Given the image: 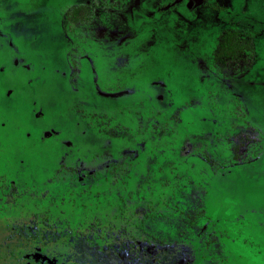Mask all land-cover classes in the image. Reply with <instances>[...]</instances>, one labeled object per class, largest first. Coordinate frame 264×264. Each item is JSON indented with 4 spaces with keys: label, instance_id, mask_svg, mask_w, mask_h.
I'll return each instance as SVG.
<instances>
[{
    "label": "rangeland",
    "instance_id": "374dc122",
    "mask_svg": "<svg viewBox=\"0 0 264 264\" xmlns=\"http://www.w3.org/2000/svg\"><path fill=\"white\" fill-rule=\"evenodd\" d=\"M169 1L0 0V264H78L67 229L264 264V0Z\"/></svg>",
    "mask_w": 264,
    "mask_h": 264
},
{
    "label": "trees",
    "instance_id": "16d2710c",
    "mask_svg": "<svg viewBox=\"0 0 264 264\" xmlns=\"http://www.w3.org/2000/svg\"><path fill=\"white\" fill-rule=\"evenodd\" d=\"M86 18V9L83 7L73 8L67 13V19L76 22L79 19ZM246 50H252V44L250 36L242 35V33L235 28H226L223 30L218 50L215 53V58L222 62H226L231 59L241 58ZM238 151L237 146H235ZM237 156V153L235 154ZM39 228L35 230L38 232ZM38 234L46 238L47 241L53 242L59 234L56 228H51L49 231L43 233L40 229ZM63 235L68 242L70 255L69 258L79 260L84 264H150V258H141L139 256H130V252L125 243L120 245L110 246L107 251L105 249H90L91 245L89 241L84 238L79 232H73L70 229L63 232ZM168 254V253H163ZM91 256V257H89ZM173 257L164 256L160 264H186L187 257L182 256L177 258V255ZM159 261V259H156Z\"/></svg>",
    "mask_w": 264,
    "mask_h": 264
},
{
    "label": "flooded vegetation",
    "instance_id": "af4514ba",
    "mask_svg": "<svg viewBox=\"0 0 264 264\" xmlns=\"http://www.w3.org/2000/svg\"><path fill=\"white\" fill-rule=\"evenodd\" d=\"M168 2V5H170L171 3H173V1H169V0H140V2H139V5L137 4H133L132 5V9H133V15H134V18L133 19H138L139 17H140V15L141 14H144V12H147L150 8H153V10H155L156 12H160V6H158V3L159 2ZM233 1H237V0H233ZM168 5H166V6H168ZM80 7H83V8H85L86 9V18L85 19H79V20H86L87 19V17H88V8L87 7H84V6H80ZM80 7H74V8H80ZM165 8V5L163 6V9ZM73 9V8H72ZM71 9V10H72ZM70 10V11H71ZM69 11V12H70ZM68 13V12H67ZM67 13H66V15H65V18L67 19ZM6 15H8V13L6 14ZM25 15H26V13H25ZM194 15H195V13H194ZM11 17H12V15H11ZM26 17V16H25ZM13 19V18H12ZM68 20V19H67ZM79 20H77V21H79ZM68 21H70V20H68ZM76 21V22H77ZM194 20H192V22H193ZM72 22V21H71ZM72 23H75V22H72ZM129 24H131L133 27H135L133 24H132V21L130 20L129 21ZM156 24V23H155ZM189 24H190V22H189ZM190 26V25H189ZM226 28H230V27H224L223 28V30L224 29H226ZM223 30H222V33H223ZM240 31V30H239ZM241 32V31H240ZM242 33V32H241ZM244 35V34H243ZM221 36H222V34H221ZM220 40H221V37H220ZM220 43V42H219ZM251 44H252V41H251ZM218 47H219V45H218ZM252 48H253V44H252ZM218 50V49H217ZM252 50H246L245 52H251ZM244 52V53H245ZM216 53V52H215ZM215 53H214V57H215ZM244 53H243V55H244ZM243 55H242V57L241 58H238V59H231V60H228V61H226V63L227 62H229V61H234V60H242L243 59ZM238 147H240V146H238ZM238 150H239V148H238ZM84 238H86L88 241H89V243H90V245H91V248L90 249H99V250H102V249H105L106 251L108 250V249H110V246H114V245H120L122 242L123 243H125L126 244V246H127V248H128V250H129V252H130V256H139V257H141V258H150V264H160L161 262H162V259H163V257L164 256H169V257H173L172 255H176L175 253H174V251L173 252H171V251H163V252H160L159 254H157V256H156V258H153V251L151 250V249H149V247H147V246H142L141 248L140 247H138V249H136L135 251H131V248H130V246H129V244L127 243V242H125V241H120V242H115V241H113V242H111V243H109L108 245H105V244H103V245H101V246H99L97 243H95V244H91V241L84 235L83 236ZM143 252H146L145 254L143 253ZM168 253V254H163V253ZM69 255H70V253L67 255V258L68 259H70V260H73V261H75L76 263H78V264H84L83 262H81V261H79V260H74V259H71V258H69ZM184 256H186V255H184ZM183 256V257H184ZM190 256V257H189ZM187 255V263L186 264H189V262L191 261V259H192V255ZM89 257H91V256H89ZM178 258V257H177ZM156 259H159V261H157ZM146 262H144L143 264H145Z\"/></svg>",
    "mask_w": 264,
    "mask_h": 264
}]
</instances>
